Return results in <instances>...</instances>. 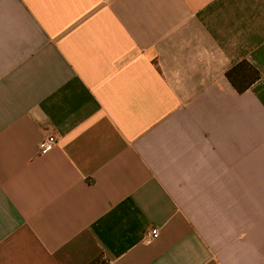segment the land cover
<instances>
[{
  "label": "crops",
  "instance_id": "1",
  "mask_svg": "<svg viewBox=\"0 0 264 264\" xmlns=\"http://www.w3.org/2000/svg\"><path fill=\"white\" fill-rule=\"evenodd\" d=\"M0 264H264V0H0Z\"/></svg>",
  "mask_w": 264,
  "mask_h": 264
},
{
  "label": "trees",
  "instance_id": "2",
  "mask_svg": "<svg viewBox=\"0 0 264 264\" xmlns=\"http://www.w3.org/2000/svg\"><path fill=\"white\" fill-rule=\"evenodd\" d=\"M227 79L237 92L243 93L258 79V72L248 63L242 62L227 72Z\"/></svg>",
  "mask_w": 264,
  "mask_h": 264
},
{
  "label": "built area",
  "instance_id": "3",
  "mask_svg": "<svg viewBox=\"0 0 264 264\" xmlns=\"http://www.w3.org/2000/svg\"><path fill=\"white\" fill-rule=\"evenodd\" d=\"M58 138L56 135L50 134L43 138V140L39 144V150L41 155H45L47 153H50L58 146ZM158 231L155 230L151 233L152 238L157 236Z\"/></svg>",
  "mask_w": 264,
  "mask_h": 264
}]
</instances>
